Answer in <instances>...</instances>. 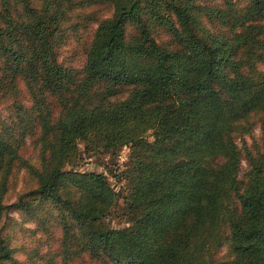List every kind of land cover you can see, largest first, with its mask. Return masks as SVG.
<instances>
[{"label": "trees", "instance_id": "1", "mask_svg": "<svg viewBox=\"0 0 264 264\" xmlns=\"http://www.w3.org/2000/svg\"><path fill=\"white\" fill-rule=\"evenodd\" d=\"M89 1L0 0V99L16 96L0 114V210L18 165L36 185L10 204L50 202L62 264L81 252L103 264H264V121L254 150L232 135L246 114L264 113V0H109L82 66L65 65L70 11ZM123 84L127 95L112 101ZM34 134L38 164L20 151ZM80 140L92 151L130 147L129 167L114 173L124 192L103 171L68 166ZM119 196L128 224L109 226ZM223 245L228 255L214 257ZM0 264H26L2 225Z\"/></svg>", "mask_w": 264, "mask_h": 264}, {"label": "rangeland", "instance_id": "2", "mask_svg": "<svg viewBox=\"0 0 264 264\" xmlns=\"http://www.w3.org/2000/svg\"><path fill=\"white\" fill-rule=\"evenodd\" d=\"M69 23H74L77 27L68 30L66 39L58 48V60L65 65L80 68L84 62V47L97 25L99 19L112 13V4L109 0H91L82 5L74 7L70 11ZM126 33L130 35L134 32L131 24H127ZM66 33V32H65ZM155 39L172 46L171 37L168 32L158 29L154 32ZM20 93L17 97L19 101L28 104L30 97L26 86L22 81L19 82ZM129 85L123 84L117 93L110 99L116 101L127 95ZM10 94L0 99V114H8L10 103L13 98ZM53 101L54 111L57 113L59 105ZM264 121V113L253 110L241 119L245 129L240 131L235 129L232 135L237 144L243 148L254 150L255 144L260 143L261 123ZM146 138L153 140L149 131ZM80 157L72 164L68 165L80 170L103 171L113 187L120 192H124L125 181H119L114 175L115 171L125 170L129 167L130 147L123 145L118 148H101L99 150L85 149V143L78 141ZM21 153L30 159L31 162L38 164V148L35 143V134L28 135L20 147ZM248 163L242 158L238 168L237 177L243 183L246 179ZM36 185L35 178L25 167L15 165L11 174L7 189L1 199L0 225L2 233L9 246L12 247L14 257L26 264H62L61 250V226L56 217V210L51 208L49 201L46 203L31 202L30 207L11 205L17 200L18 196ZM9 204V205H8ZM39 206V207H38ZM36 209V210H35ZM128 211L123 207L121 196L117 198V204L111 212L106 215L104 222L113 227L128 224ZM228 255L226 247L220 246L214 253L216 258H224ZM68 264H103L100 258L90 257L87 252L74 253L68 258ZM108 264H112L108 262Z\"/></svg>", "mask_w": 264, "mask_h": 264}]
</instances>
